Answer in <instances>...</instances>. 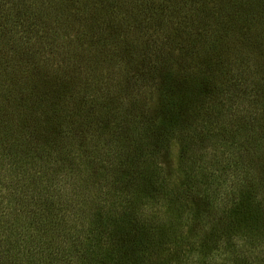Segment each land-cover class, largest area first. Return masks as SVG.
I'll use <instances>...</instances> for the list:
<instances>
[{"label": "rangeland", "instance_id": "1", "mask_svg": "<svg viewBox=\"0 0 264 264\" xmlns=\"http://www.w3.org/2000/svg\"><path fill=\"white\" fill-rule=\"evenodd\" d=\"M13 1L1 0L4 6L0 10L12 15ZM28 4L34 13L29 22L36 27L0 32V131L7 130L5 134L11 133L14 146L25 149L29 142L42 144L48 137L61 143L59 132L64 128L86 141L85 150L94 147L91 140L97 141L95 132L99 125L85 129L86 110H92L96 120L103 119L102 124L112 122L111 115L117 114L118 120L125 121L126 129L136 125L135 137L138 130L148 125L147 117L154 116L158 98L153 92L156 85H145L141 78L137 82L140 87H133L128 82L130 77L147 74L143 77L148 80L150 73L156 72L155 62L160 61H168L163 71L181 69L193 83L207 77L213 95L198 98L194 103L191 99L178 117L176 129L181 128L185 144L183 161L179 162L174 133L164 147L165 152L161 153V148L159 155L149 156L164 174L166 187L158 204L142 208L141 213L163 228H171L176 220L180 222L178 232L168 237L206 236L210 240V226L223 221L227 208L226 188L216 189L215 184L226 183V187L236 189L237 185L242 186L241 180L247 173L252 185L264 179L260 166L264 162V0H28ZM157 5L161 9L154 16L159 23L151 30L146 19L151 18L152 8ZM184 48L187 51H181ZM213 105L216 107L210 111ZM207 125H212V130L205 135ZM72 126L79 134L74 133ZM123 134L116 136L122 139ZM110 137L103 132L100 139ZM142 138L145 139L143 135ZM71 142L77 148L78 141ZM82 153L85 152L75 163L62 160L74 165L71 170L61 164L60 155L53 154V162H57L54 168L64 171L52 182L63 187L60 191L58 187H49L45 193H52L56 205L65 198L61 202L65 235L57 243L53 237H43V248L22 258L21 264H94L95 257H91L90 263L85 262L70 241L76 234L85 237L92 211L89 210L88 218H83L87 215L84 207L89 203L83 198L93 192L80 189L84 184L77 181L85 164L89 168L90 163L85 161L91 156L87 154L92 155L87 150L82 159ZM192 163V174L204 175H194V180L184 186L186 194H179L178 186L184 184L187 172L181 167H191ZM205 177L207 180L201 182ZM86 186L100 190L104 211L114 205L113 193L124 190L112 185V178L106 182L89 180ZM215 189L222 198H211L209 205L206 199L213 197ZM57 191L61 197L57 198ZM169 193L181 200L177 203L180 206H167L165 196ZM153 213L157 215L152 219ZM194 213H199L197 219ZM217 237L223 244L227 238L220 231ZM232 239L239 241L237 235ZM113 241L117 238L113 237ZM102 242L101 247L108 240L103 237ZM185 251L171 247L165 257L183 258ZM240 256L243 254L236 251L228 258L236 262ZM189 258L188 262L193 264L198 255L193 251ZM158 260L149 256L148 264H158Z\"/></svg>", "mask_w": 264, "mask_h": 264}, {"label": "trees", "instance_id": "2", "mask_svg": "<svg viewBox=\"0 0 264 264\" xmlns=\"http://www.w3.org/2000/svg\"><path fill=\"white\" fill-rule=\"evenodd\" d=\"M13 3L15 11L12 15L8 11L0 10V32L8 33L17 28L34 29L36 26L32 27L33 24L29 22L34 17V13L30 9L28 0H14ZM146 4L149 6V3ZM3 6L4 4L1 3L0 7ZM152 9L153 11L149 15L151 18L146 19L148 21L146 25H149L151 30L156 29L155 25L159 23L154 14L161 9V6L157 5ZM145 15H148V12ZM8 17L10 20H7ZM134 24L135 21L132 26ZM57 26L59 25L57 24ZM5 37L10 41L8 36ZM184 50L187 51L186 48L181 51ZM15 58L16 60L19 58V53L15 54ZM167 63L168 61L155 62L153 70L156 69V72L152 71L154 73H150L151 77L149 75L148 80L143 77L147 74L142 77L139 74L138 77L128 79L130 86L133 87H140L141 84H137V82L141 81V78L143 84L152 83L153 86H157L153 91L156 92L158 98L156 109L153 112L155 117L148 116V125L146 124V128L143 130H138L135 137L136 125H132L130 130L126 129L125 121L118 120L117 114L111 115L110 118H114L112 122L107 121L102 124L103 119L96 120L92 110H86L88 117L85 129L88 126L91 128L93 125H99L95 132L97 141L91 140L90 143L94 147L85 150L83 144L86 141L71 131H64V128L59 132L61 143H55V140L58 139L51 137H48L44 143H36V145H32L28 140L29 145H26L25 149L14 146L15 141L11 139V133L5 134L7 130L0 131V264H16L17 262L21 264L22 258L26 259L34 254V251L43 248V237H50V239L53 237L54 243L60 242V236L65 235L61 213V209H64L61 202H64L65 198L60 199L61 193L58 192L63 186L55 181L60 172L64 170L55 169L57 162L56 160L53 162V154L56 157L60 155L61 164H66L71 170L74 165L64 163L62 160L67 159V161L75 163L82 151L85 152L82 153L85 154L82 159L86 157L87 150L92 154H87L91 157L85 161L90 163L89 168L87 169L84 163L85 171L77 177V181L84 184L79 187L80 189L88 193L93 192L83 198V200H89V203L84 207L87 215H84L83 218H88L89 210H92L91 217L89 216L87 222L89 230L84 231L83 239L76 234L70 240L74 249L78 251V255L81 254L80 258L84 257L85 262L90 263L91 257H95L94 264H148L149 256H151L154 259L159 258L158 264H192L188 261L194 251V254L198 255V259L193 264H264V179L252 185L248 180L249 173L241 180L242 186L237 185L236 189H232V186L226 187V183L215 184L216 189L226 188L227 208L223 216L224 219L222 218L223 221L210 226V240L206 236L193 238L187 233V237H168L169 234L173 235L175 231L179 230L178 228H181L180 222L176 220V224L172 223L171 228L170 226L163 228L161 223L154 224L142 216V208L156 206L162 198L163 188L166 187L163 180L164 174L159 171L157 163L149 156L159 155L161 148V153L165 152L167 141L174 133L179 146V162H182L185 144L181 128L176 129L179 122L178 117L183 115L180 114L181 111L182 113L186 111V107L190 105L187 103L191 99L194 103L198 98L213 95V90L209 86L210 81L206 83L207 77L204 76L193 83V81H189L190 76L183 73L181 69L178 72H173V69L163 71L162 67ZM136 79L138 80L136 81ZM132 82L137 85L131 84ZM216 99L219 101L218 97ZM57 100L59 101V99ZM191 105L193 106V104ZM214 106L210 108V111ZM217 114L218 112L214 115L216 119ZM106 116L109 117V111L106 112ZM220 128H223L222 124H220ZM72 129L75 134H79V131L75 132L74 126ZM211 130L212 125H207L203 134L207 135ZM103 132L108 133L111 137L108 140L100 139ZM122 132H124L122 139L116 136ZM142 135L145 139L142 138ZM71 140L78 141L77 148ZM18 149L20 150L18 151ZM118 156L119 159H117ZM161 157L167 158L163 154ZM260 166L264 170V162ZM181 169L187 172L183 180L184 184L178 186L183 191L180 192L178 189V192L186 194L185 184L187 186L192 182L194 175L199 174L200 177H203L204 174L197 172L192 174L193 163L191 167H181ZM82 174L84 175L82 176ZM109 178H112V185L118 186L120 190L124 189V193H117L118 190L114 192V205H111L108 211H104L101 210L100 190L87 188L86 184L89 183V180L106 182ZM240 178L241 176L237 178L236 182ZM54 179L55 181L52 182ZM205 180H207L206 177L201 182H205ZM43 182L47 185H44ZM49 187L51 190L54 187L59 188V191L56 192L57 198L60 196L59 204L56 205L57 201L51 195L52 193H45ZM216 189L213 197L206 199L209 205L212 204L211 198L218 200L222 198ZM95 193L97 195H94ZM165 197H168L167 206L171 208L180 206L177 204L181 202L180 199L174 198L170 193ZM120 200H123V203ZM194 214L196 215L194 218L197 219L199 213ZM156 215L157 213H153L152 219ZM174 216V213L172 215L171 212V217ZM180 216L181 214L178 215V217ZM70 230L73 231V228L71 227ZM219 231L222 235L227 236L224 244L217 237ZM234 235H237L239 241L232 239ZM37 236L39 237L36 238ZM103 237L108 242L101 247L99 244L103 243ZM113 237L117 238L116 242L113 241ZM171 247L179 251L186 250L182 253L184 257L172 258L171 255L165 257L166 251H169ZM236 251L238 254H243V257L240 256V259L238 257L235 262L228 257Z\"/></svg>", "mask_w": 264, "mask_h": 264}]
</instances>
